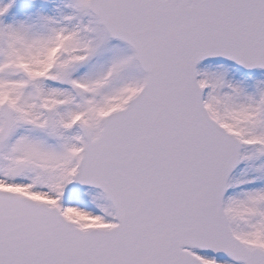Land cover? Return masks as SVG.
Masks as SVG:
<instances>
[{
  "label": "snow or ice",
  "instance_id": "1",
  "mask_svg": "<svg viewBox=\"0 0 264 264\" xmlns=\"http://www.w3.org/2000/svg\"><path fill=\"white\" fill-rule=\"evenodd\" d=\"M0 264H264V0H0Z\"/></svg>",
  "mask_w": 264,
  "mask_h": 264
}]
</instances>
